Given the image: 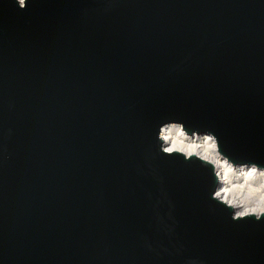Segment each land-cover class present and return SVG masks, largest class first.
<instances>
[{
	"label": "water",
	"instance_id": "95a60500",
	"mask_svg": "<svg viewBox=\"0 0 264 264\" xmlns=\"http://www.w3.org/2000/svg\"><path fill=\"white\" fill-rule=\"evenodd\" d=\"M172 120L264 166V0H0V264H264Z\"/></svg>",
	"mask_w": 264,
	"mask_h": 264
},
{
	"label": "clouds",
	"instance_id": "9594fccd",
	"mask_svg": "<svg viewBox=\"0 0 264 264\" xmlns=\"http://www.w3.org/2000/svg\"><path fill=\"white\" fill-rule=\"evenodd\" d=\"M20 9L27 0H17ZM158 152L180 155L186 161L193 158L204 167H210L216 187L211 199L231 210L234 221L254 217L257 222L264 217V166L255 161L237 163L221 151L219 139L212 131L189 132L182 121H168L159 126ZM188 264H198L190 260Z\"/></svg>",
	"mask_w": 264,
	"mask_h": 264
},
{
	"label": "bare ground",
	"instance_id": "6f19581e",
	"mask_svg": "<svg viewBox=\"0 0 264 264\" xmlns=\"http://www.w3.org/2000/svg\"><path fill=\"white\" fill-rule=\"evenodd\" d=\"M203 133V132H202Z\"/></svg>",
	"mask_w": 264,
	"mask_h": 264
}]
</instances>
